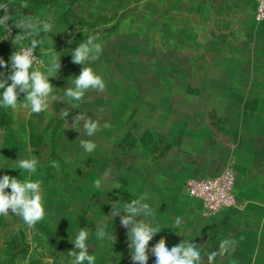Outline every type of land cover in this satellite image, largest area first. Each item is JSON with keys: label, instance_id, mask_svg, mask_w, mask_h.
Masks as SVG:
<instances>
[{"label": "rangeland", "instance_id": "obj_1", "mask_svg": "<svg viewBox=\"0 0 264 264\" xmlns=\"http://www.w3.org/2000/svg\"><path fill=\"white\" fill-rule=\"evenodd\" d=\"M197 1L0 0L9 4L12 15L7 39L0 27V58L9 68L11 54L21 47L13 44L22 32L14 27L21 14L52 24L51 31L35 36L43 40L34 52L42 61L40 70L47 74L53 57L61 60L57 76L49 78L52 94L61 96L47 111L0 107V165L13 167H0V177L38 181L46 211L33 230L18 216L0 217V264H69L68 251L75 250L71 241L80 228L89 230L88 253L95 264H133L127 229L120 217L106 221L105 216L114 203L120 206L145 194L153 210L149 219L160 231L149 242L148 264H155L150 249L161 238L169 248L190 241L202 255L231 238L237 241L235 249L217 256L215 264H264V239L254 251L251 233L241 230L238 217L235 223L220 222L219 212H206L186 190L190 178L214 176L229 166L235 113L221 108L240 102L221 92L228 83L223 78L235 67L225 42L243 33L213 31L212 25L221 22L220 10L212 15V0H201L204 9L197 14ZM89 34L99 35L103 51L84 66L101 75L105 90H89L82 101L67 103L63 91L83 68L71 55ZM9 68L0 67V78L7 79ZM79 113L99 120L94 136L84 134L82 122L75 125L77 131L71 127ZM105 123L110 127L104 128ZM84 139L97 145L91 154L80 146ZM31 156L39 161L35 173L16 169L17 159ZM176 217L184 219L180 231L173 228ZM97 223L116 239H98ZM203 259L207 264L206 254Z\"/></svg>", "mask_w": 264, "mask_h": 264}, {"label": "clouds", "instance_id": "obj_2", "mask_svg": "<svg viewBox=\"0 0 264 264\" xmlns=\"http://www.w3.org/2000/svg\"><path fill=\"white\" fill-rule=\"evenodd\" d=\"M22 6L27 7V4L23 3ZM9 7L7 3H0V11L4 13L0 15V27L7 32L5 39L11 34L8 21L12 20V15L9 13ZM14 27L22 30L13 40V44H20L21 47L11 54L10 68L9 62L0 58V67L9 68L10 71L7 79L0 78V90H2L0 92V107L12 110L24 108L29 109L31 113L39 114L47 111L51 103L58 101L61 96L52 94L53 85L49 80L50 77L57 76L58 69L61 67L60 58L53 57L50 66L47 67V74H45L38 67L42 63L41 59L34 55L37 47L43 44V40H37L35 36L40 31H51L52 24L47 19L39 20L32 15L21 14ZM26 40H30L28 46H24ZM98 40V34H89L86 41L80 43L72 52V62L83 65V68L79 76H76L72 81L73 86L67 87L63 91L62 96L67 103L69 100L82 101L89 90L97 92L105 90V82L101 75L97 74L92 67L84 66L86 63L91 64L99 59L103 48L97 42ZM41 51L43 53L42 49ZM0 77H3V73H0ZM21 94L24 96L23 103H20L21 99H19ZM62 114L68 117L69 112L64 109ZM80 122L83 123V132L88 137L94 136L101 127L98 119L81 113L74 117L71 127L75 129V125ZM103 127L108 128L110 124L105 123ZM80 146L89 154L97 147L95 142L88 139L81 140ZM38 162L36 156L19 158L15 161V166L16 169L31 174L36 172ZM5 166L13 168L7 164L0 165V167ZM53 166L56 165L53 164ZM96 185L100 186L99 180ZM6 189L11 191L8 192ZM146 199L147 194L120 206H117L119 202L114 203L109 215L105 216L106 221H109L110 218L120 217L121 225L127 229L128 247L133 264H148L149 242L160 232L155 226V221L149 219L153 216V210L149 203L144 202ZM122 213H126V215H122ZM9 214L20 217L29 230H33L34 226L44 219L46 211L38 181L33 182L30 177L22 181L7 174L0 177V217H7ZM138 215L142 216L139 220H137ZM183 221V218L176 217L173 228L180 231ZM96 237L100 240L113 237L116 239L112 232H107L100 223H97ZM88 238L89 230L80 228L75 239L71 241L75 250L68 251V256L71 257L69 264H85V262L95 264V256L88 253ZM236 244L237 241L231 238L221 241L218 250L205 253L207 264H215L217 256L223 257L226 253L233 251ZM150 251L155 257V264H205L203 259L205 254L202 255L197 245L190 241L182 240L179 244L169 248L167 240L161 238L151 247Z\"/></svg>", "mask_w": 264, "mask_h": 264}, {"label": "crops", "instance_id": "obj_3", "mask_svg": "<svg viewBox=\"0 0 264 264\" xmlns=\"http://www.w3.org/2000/svg\"><path fill=\"white\" fill-rule=\"evenodd\" d=\"M211 7L212 15H216V9L220 10L221 20L212 25L213 31L243 33L242 36L235 34L236 41L228 38L225 42L232 48L228 54L235 69H230L223 78L228 81L227 93L225 89L221 92L238 96L240 101L230 105L228 110L221 108V111L235 113L231 115L234 120L229 122L235 128L229 131L232 145L227 150V161L236 174L237 205L223 209L216 217L222 223H242L241 230L251 233L249 239L255 251L260 245L258 241L264 239V20L255 16L256 0L251 3L248 0H212ZM201 9L204 6L198 0L197 14ZM234 217H238L235 222L232 221Z\"/></svg>", "mask_w": 264, "mask_h": 264}, {"label": "built area", "instance_id": "obj_4", "mask_svg": "<svg viewBox=\"0 0 264 264\" xmlns=\"http://www.w3.org/2000/svg\"><path fill=\"white\" fill-rule=\"evenodd\" d=\"M255 16L260 21L264 20V0H257ZM235 179L234 169L228 166L214 176L190 178L186 183V190L190 196L203 202L206 212L215 214L237 205Z\"/></svg>", "mask_w": 264, "mask_h": 264}, {"label": "trees", "instance_id": "obj_5", "mask_svg": "<svg viewBox=\"0 0 264 264\" xmlns=\"http://www.w3.org/2000/svg\"><path fill=\"white\" fill-rule=\"evenodd\" d=\"M119 152H120V151H119ZM133 158H137V156L134 157V155H133ZM139 159H142V158H139ZM124 168H127V167H124ZM128 191H129V190H128ZM130 191H131V190H130Z\"/></svg>", "mask_w": 264, "mask_h": 264}]
</instances>
